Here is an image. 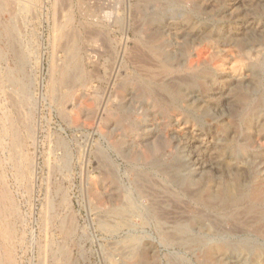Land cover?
Wrapping results in <instances>:
<instances>
[{"label":"rangeland","instance_id":"1","mask_svg":"<svg viewBox=\"0 0 264 264\" xmlns=\"http://www.w3.org/2000/svg\"><path fill=\"white\" fill-rule=\"evenodd\" d=\"M105 3L0 0L5 262L264 264V0Z\"/></svg>","mask_w":264,"mask_h":264},{"label":"bare ground","instance_id":"2","mask_svg":"<svg viewBox=\"0 0 264 264\" xmlns=\"http://www.w3.org/2000/svg\"><path fill=\"white\" fill-rule=\"evenodd\" d=\"M85 1H87V3L88 4H90V5H92V4H94V3H98V4H101L102 6L103 5H106V3L105 2H107L108 0H85ZM10 12V11H9ZM91 19V18H90ZM3 37H5L6 39H7V41H9L10 40V38H12V35H11V33H4V34H0V38H3ZM10 53L11 54H13V55H15L14 54V52L12 51V49L10 48ZM163 62L166 64L165 65V69H170L171 67L169 66V64H167V62H166V60L164 59L163 60ZM191 68V67H190ZM164 69V70H165ZM166 70V72H169V71H167ZM70 71V70H69ZM74 71V70H73ZM67 73L68 72H64L63 73V75H62V81L63 82H67L68 81V79H69V76L67 75ZM77 74V73H76ZM71 75V74H70ZM9 76H10V74L8 73L7 75H6V78H9ZM71 77V76H70ZM194 78L195 79H197V80H200L201 79V76H199V75H194ZM71 80V79H70ZM194 82V81H193ZM197 82V81H196ZM24 95H22L23 96V100H26V98L27 97H25V92H22ZM100 110V109H99ZM101 112H104V110H100V112H98L99 114H97L98 115V118H99V120H101L102 118L100 117V114H101ZM101 115H103V114H101ZM96 118H97V116H96ZM10 119H8V121H9ZM3 134H6L8 137H9V143H10V146L12 147V148H16V147H19V145H20V137H19V135L16 133V130L15 129H13V127H12V125H11V123H10V121H9V125H8V127H7V129L4 131V132H0V143H1V141H2V135ZM2 145V144H1ZM17 172H18V175L19 176H22V170L20 169V166L19 165H17ZM238 185V184H237ZM227 186V185H226ZM229 186H231V185H229ZM1 188V187H0ZM233 189V188H232ZM222 191V190H221ZM245 191V190H244ZM243 191V192H244ZM221 194V193H220ZM220 194H219V198H220ZM224 194V193H223ZM244 195H246L245 194V192H244ZM241 196V195H240ZM1 200H0V211H1V209L2 208H6V207H8V208H10V209H8L9 211L10 210H12L11 208L13 207V203H12V201H11V198H10V196L8 195V193L5 191V189L4 188H2L1 189ZM223 199V198H222ZM240 199H242V198H240ZM240 199H239V197L237 196V198L235 199V204L236 203H238L239 201H240ZM233 201H234V199H233ZM232 201V202H233ZM261 201V200H260ZM223 202V201H222ZM233 203V204H234ZM260 203V202H259ZM14 208V207H13ZM4 210V209H3ZM5 212V211H4ZM3 212V213H4ZM2 213V214H3ZM11 213V212H10ZM8 215H9V213H8ZM11 215V214H10ZM9 215V216H10ZM4 216H6V215H4ZM1 217H3V216H1ZM7 217V216H6ZM2 221V220H1ZM4 221H5V219H4ZM0 223H3V222H0ZM6 223V222H5ZM7 224V223H6ZM3 225V224H2ZM8 226V225H7ZM10 226V225H9ZM1 227V226H0ZM1 229V228H0ZM4 231V230H3ZM2 232V231H1ZM4 233V232H3ZM3 235V234H2ZM210 253V252H209ZM10 255V254H9ZM208 255V254H207ZM5 253H4V251H3V249H2V247H0V264H8V263H6L5 261ZM7 257V256H6ZM10 264V263H9Z\"/></svg>","mask_w":264,"mask_h":264}]
</instances>
